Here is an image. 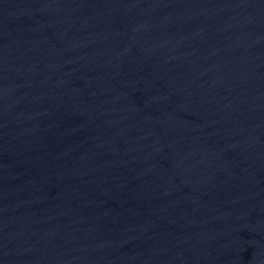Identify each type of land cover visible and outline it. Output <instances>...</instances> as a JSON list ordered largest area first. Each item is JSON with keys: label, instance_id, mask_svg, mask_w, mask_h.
Segmentation results:
<instances>
[{"label": "water", "instance_id": "obj_1", "mask_svg": "<svg viewBox=\"0 0 264 264\" xmlns=\"http://www.w3.org/2000/svg\"><path fill=\"white\" fill-rule=\"evenodd\" d=\"M0 264H264V0H0Z\"/></svg>", "mask_w": 264, "mask_h": 264}]
</instances>
